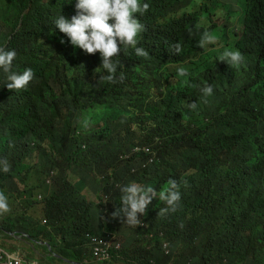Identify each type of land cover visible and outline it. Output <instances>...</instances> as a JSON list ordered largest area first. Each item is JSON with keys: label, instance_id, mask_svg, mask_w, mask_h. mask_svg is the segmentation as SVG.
I'll return each mask as SVG.
<instances>
[{"label": "trees", "instance_id": "16d2710c", "mask_svg": "<svg viewBox=\"0 0 264 264\" xmlns=\"http://www.w3.org/2000/svg\"><path fill=\"white\" fill-rule=\"evenodd\" d=\"M14 1L12 8L20 7L15 20H8L0 0V46L16 50L13 71L31 68L35 75L26 89L13 91L3 84L6 74L0 70V159L9 161V176L21 174L26 165L20 167L21 162L39 173L38 183L45 182L44 172L50 174L52 186L39 211L47 226H57L62 232L63 244L73 242L79 253L87 242V231L101 233L105 224L113 222L117 237L126 229L128 238L121 249L112 250L109 264H219L218 256L244 263L264 252V0H244L240 34L229 26L208 29L199 15L188 40L166 36L171 46L181 45L174 55L186 59L181 65L189 71L212 66L217 91L204 97L196 87H177L183 98L197 103L199 118L180 137L186 146H177L159 159L131 152L139 141L138 113L133 106L145 105L136 97L128 99L133 89L146 99L153 98L157 90L148 87L153 82L175 86L177 79L157 38L143 33L140 42L149 44V48L143 47L149 57L137 56L132 48L124 51L123 81L110 86L107 93L98 91L85 82L86 58L64 41L53 23L59 14L76 13V0ZM144 2L160 11L170 7L177 14L194 7L193 0ZM207 31L220 39L222 48L198 45ZM32 36L49 56L41 65L33 64L40 50L33 45ZM231 49L242 53L243 65L229 66L215 59ZM93 92L105 96L106 114L118 110L120 115L105 116L103 124L92 129L95 137L80 139L72 136L63 105L90 99ZM34 153L42 162L39 167L25 161ZM95 173L109 175L111 180L99 181ZM73 176L86 182L92 194L86 196V189L74 185ZM2 177L6 175L0 170V186ZM22 177L27 180L30 173ZM169 178L179 185L178 210L157 215L165 205L153 198L146 214H138L142 224L136 227L112 218V211L95 203L97 193H102L111 201L116 198L118 204L119 186L130 182L152 186L159 194ZM37 204L30 202V206ZM32 219L21 214L12 227L2 223L8 230L18 228L34 238L26 227ZM165 242L169 254L163 249Z\"/></svg>", "mask_w": 264, "mask_h": 264}, {"label": "clouds", "instance_id": "9594fccd", "mask_svg": "<svg viewBox=\"0 0 264 264\" xmlns=\"http://www.w3.org/2000/svg\"><path fill=\"white\" fill-rule=\"evenodd\" d=\"M1 1L5 5L4 11L8 13L4 0ZM13 2L15 4L14 0ZM216 2L217 6L213 3L214 7L210 8L204 1L199 3V0H193V9L177 14L170 7L166 11L157 10L154 5L144 2V0H76V13L65 17L59 14L53 23L64 41L86 58L87 79L85 82L88 86H95L98 91L107 93L110 86L123 81L124 61L122 54L124 51L132 48L137 56L149 57V52L143 48H149V44L140 42V39L143 33H150L165 48L161 52H163V58L170 65L169 69H175L177 77L186 78V82L182 84L201 89L202 95L208 97L215 95L217 91L216 84L212 83V79L215 78L211 71L212 66L210 64L208 67L201 65L196 67L194 71H189L181 65L186 62V59L178 60L174 55L179 54L181 45L175 43L171 46L166 36L172 34L179 41L188 40L196 29L199 15H201V21L209 20L210 17L217 15L215 8L219 6V2L217 0ZM232 3L225 4L223 2L230 9ZM240 3L242 8L240 17L243 18L244 5L242 0ZM210 9H213V13H210V17L207 18L205 12ZM31 38L33 45L40 50L38 51V60L34 61L33 64L41 65L44 61L49 60V56L46 50L35 42L34 37ZM197 43L203 48L208 44L216 43V39L205 33ZM16 58L17 52L14 48L9 47L7 49L0 46V70L6 74V81L3 84L8 89L20 91L28 87L35 74L31 68H26L23 72L13 71V62ZM215 59L221 60L229 66L243 65L245 60L242 53L235 49L225 50L221 56ZM219 79L220 77H217V80ZM148 87L157 90V94L153 98L146 99L143 95L137 94L136 89H133L128 99L136 97L142 100L145 105L136 115L138 120L136 138L139 139L141 152L159 159L163 154L170 152L177 146H186V142L180 140V137L186 128L198 120L199 112L196 108L197 103H191L183 98L176 84L166 87L161 82H153ZM107 106L105 96H96L93 92L90 99H77L71 104H64L63 108L67 120L70 122L71 130H92L103 124L105 116L109 118L108 116L112 114L111 112L106 114ZM135 148L136 145L131 150L133 154L140 152L134 151ZM23 164L26 165L21 174L17 172L18 176L23 178L22 176L29 172L30 177L23 188H19L17 196L9 198L5 193V190L9 188L8 184L3 183L0 186V264H41L37 261L25 260L30 249L23 241L19 245L11 242L14 238L17 240L33 238L17 228L8 230L2 223L4 221L12 227L11 214L13 213H40L39 209L44 201L43 194L47 190L46 182L38 183L39 173L33 166L28 169L31 165L24 162H21L20 167ZM10 168L11 165L6 158L0 159V170L3 171V175H6V178L2 177L1 180H7L11 176L8 174ZM95 177L99 181L111 180L109 175L95 173ZM72 182L74 185L81 184L88 192L86 196L92 194L89 192V186L86 182L76 177L73 178ZM39 184L41 188L38 187ZM167 185L164 190L157 194V190L152 186L130 182L119 186L121 194L118 198L120 201L118 204H116V198L111 201L108 196L102 193H97L95 203L96 205L102 204L106 210L112 211L110 214L112 218H119V221L136 227L142 224L138 214L140 216L146 214L147 207L149 208L148 205L153 198H158L165 205L159 208L157 215L166 216L178 210L181 202L179 185L174 178H169ZM25 194L29 195L30 198L25 200ZM9 201L15 203V209H10ZM30 202H38V204L30 206ZM116 206L119 207L116 208ZM99 218L100 220L104 219L103 216H99ZM42 222L47 224L45 218ZM40 242L48 244L46 241ZM94 242L96 244L89 243L95 258V261L92 262L94 264H109L112 260L113 249H105L99 242ZM48 246L51 247L49 244ZM97 249H102L104 255H97ZM163 249L166 254H169V243L165 242ZM51 252L53 253L52 247ZM219 264H264V252L260 253L257 258L244 263L225 261Z\"/></svg>", "mask_w": 264, "mask_h": 264}, {"label": "crops", "instance_id": "0c3cea01", "mask_svg": "<svg viewBox=\"0 0 264 264\" xmlns=\"http://www.w3.org/2000/svg\"><path fill=\"white\" fill-rule=\"evenodd\" d=\"M23 188V185L20 186ZM25 200L30 198L29 195H24ZM22 213H13L11 214V219L14 224L15 218ZM25 217H32L33 219L29 221L26 225L29 232L34 236L33 239L29 240H17L14 238L11 242H14L15 245H19L23 241L28 250V254L25 260L28 261H37L41 264H94L92 261H95V258L92 255V249L89 243L96 244L94 241L99 242L105 249L118 250L122 248V245L125 241L120 240L115 231L112 229L116 228L114 223L109 222L104 225V229L101 233H95L93 231H87L85 233L86 243L79 253L77 249L79 247L73 242L64 243L62 242V232L58 230L57 226H47L43 223V217L40 216V213H24L22 214ZM18 229V228H17ZM21 231L20 229H18ZM23 232V231H21ZM38 239L45 240L52 247L46 248L43 246V243L38 241ZM54 245V246H53ZM77 258L84 259L82 262H78ZM53 258H56L53 260ZM26 261V262H28ZM117 264H123L121 261H118Z\"/></svg>", "mask_w": 264, "mask_h": 264}, {"label": "rangeland", "instance_id": "374dc122", "mask_svg": "<svg viewBox=\"0 0 264 264\" xmlns=\"http://www.w3.org/2000/svg\"><path fill=\"white\" fill-rule=\"evenodd\" d=\"M202 1L206 2L205 4L208 5L210 8H213L214 5L217 6L216 0H199V3ZM217 1L219 2L218 3L219 6L215 8L217 15L215 17H210L209 20H203L202 22L206 24V27L208 29L213 25H218L220 27L229 26V27L234 28L236 33H240V30H241L240 14H241V10H242L240 0H217ZM4 2L6 4V10H7L8 15H9L8 20H15L17 10L19 9L20 6H17L16 9H13L12 8V6L14 5L13 0H4ZM223 2L225 4H231L233 2L231 9L229 8V6L224 5ZM213 3H214V5H213ZM242 3L244 5V0H242ZM29 7H30V4L23 10L21 16H23L24 13L27 12ZM210 13H213V9L206 11L205 16H209ZM206 33L211 35L209 31H207ZM213 37H215V36H213ZM215 39H216V43L208 44V45H206V47L216 46L218 48H222L223 45L221 44L220 39L218 37H215ZM171 71H172L174 77L177 79V81L175 83L177 86H180L182 83L186 82L185 77H177L176 76V70L175 69L171 68ZM142 109H143V106L140 104H136L135 106H133V110L135 112H139ZM113 115H120V112L117 110L113 113ZM111 116H112V114H110L108 117L110 118ZM71 134H72V136L78 137L80 139H85L88 137H95L92 130H72ZM134 151H142V148L140 147V143L138 140L136 141V148L134 149ZM25 161L28 163H31V164H35L36 167H37V165L39 167V165L42 164V162L39 161V158H38L36 153L31 154L29 156H26ZM43 176H44L43 179L47 185V190H46V192L44 191V194H43V197L45 198V196L46 197L49 196V188L52 186V183L50 181V177H51L50 174H47L46 172H44ZM26 181L27 180L24 177L23 178L19 177L18 173H13L7 180H1V184H3V183L8 184L9 188L7 190H5V193L7 194V196L9 198H14L15 196H17V193H18L20 186L24 185L26 183ZM77 186L84 188L81 184H77ZM166 187L167 186H165V188ZM8 203L10 205V209L14 208L15 203L13 201H9ZM120 233H121L120 239L122 241H125L128 238V231L126 229H122L120 231ZM43 246H45L46 248L49 247L47 243H43ZM263 249H264V247H263ZM259 251H261V250L259 249L256 253H258ZM251 255H254V254H251ZM54 259H56V258H53V260ZM225 261H230V259L223 257V256H218V258H217L218 263L225 262Z\"/></svg>", "mask_w": 264, "mask_h": 264}, {"label": "built area", "instance_id": "2783aa9c", "mask_svg": "<svg viewBox=\"0 0 264 264\" xmlns=\"http://www.w3.org/2000/svg\"><path fill=\"white\" fill-rule=\"evenodd\" d=\"M96 254H97V255L100 254V256H101V255H104V251H103L102 249H97ZM29 264H37V263H29Z\"/></svg>", "mask_w": 264, "mask_h": 264}]
</instances>
